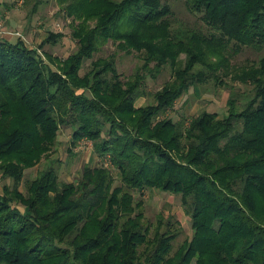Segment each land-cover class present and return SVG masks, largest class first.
<instances>
[{
    "label": "trees",
    "instance_id": "obj_1",
    "mask_svg": "<svg viewBox=\"0 0 264 264\" xmlns=\"http://www.w3.org/2000/svg\"><path fill=\"white\" fill-rule=\"evenodd\" d=\"M53 1L77 43L68 56L45 49L62 32L47 31L44 55L0 36V173L11 181L0 264H264V54L236 60L264 50V0H187L206 30L176 29L165 0ZM110 42L116 50L96 57ZM120 52L143 67L124 78ZM166 67L171 78L138 105L147 76ZM212 81L231 86L226 113L167 115ZM63 127L110 166L85 164L66 182L55 159L25 181ZM147 189L180 197L191 237L168 209L149 219L137 195Z\"/></svg>",
    "mask_w": 264,
    "mask_h": 264
},
{
    "label": "rangeland",
    "instance_id": "obj_2",
    "mask_svg": "<svg viewBox=\"0 0 264 264\" xmlns=\"http://www.w3.org/2000/svg\"><path fill=\"white\" fill-rule=\"evenodd\" d=\"M38 1V2H37ZM174 11V27H198L206 30L203 23L201 13L192 12L188 6L187 0H165ZM0 36L6 39H15L22 36L31 48H39V51L44 55L45 49L53 52L54 55L64 58L76 49L77 43L72 37V27L70 19L65 18L59 10V5L53 0H2L0 4ZM7 27V28H6ZM48 30L54 32H62L65 37L56 46L46 45V48H41L43 40L48 34ZM208 30V29H207ZM116 50V45L113 42L106 44L103 49L96 54L108 55ZM264 54V50L255 48H247L246 51L240 53L237 61H244L247 58L257 59V55ZM47 59V57L45 56ZM185 58V55H182ZM90 63V61H88ZM144 60L135 52L127 54L120 52L118 58V66L124 78L131 76L138 68L143 67ZM153 66V64H152ZM84 72V71H83ZM149 74V73H148ZM172 71L169 67L163 69L157 77L151 74L147 76L145 82L144 94L139 98L138 105L146 104L151 99V93L160 89L165 82L171 78ZM229 81V80H227ZM231 85V82H229ZM237 86V85H236ZM237 93H241L239 85L236 87ZM249 91V87H246ZM231 86L215 84L209 82L204 86H200L196 90L190 89V92L180 99L173 110H169L167 115L175 121L182 116L193 117L207 110L217 112L223 115L227 111V102L230 98ZM188 101L185 104V101ZM72 131L70 128L61 130L59 137V146L56 152L51 154L48 159L42 160L38 165L28 169L25 181L38 176L39 172L49 166L52 160L60 159L62 162L60 176L63 181H75L82 176V170L85 164L106 163L110 166V161L107 157L99 156L95 150L93 142L85 138L74 147L72 145ZM72 148V152H69ZM5 182H11L10 179L3 178L0 173V190L3 191ZM144 199V210L150 220H155L158 213L164 209L170 210L181 221L185 234L189 237L193 234L192 222L182 204L179 196L167 192H161L157 189L144 190L143 193L137 194ZM185 234L182 238L185 237Z\"/></svg>",
    "mask_w": 264,
    "mask_h": 264
},
{
    "label": "crops",
    "instance_id": "obj_3",
    "mask_svg": "<svg viewBox=\"0 0 264 264\" xmlns=\"http://www.w3.org/2000/svg\"><path fill=\"white\" fill-rule=\"evenodd\" d=\"M0 13H1V11H0ZM7 28V27H6Z\"/></svg>",
    "mask_w": 264,
    "mask_h": 264
}]
</instances>
